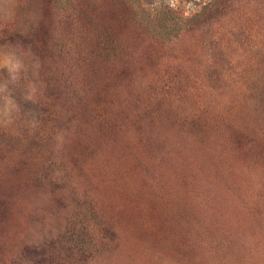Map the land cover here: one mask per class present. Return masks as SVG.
Returning a JSON list of instances; mask_svg holds the SVG:
<instances>
[{"label":"rangeland","instance_id":"1","mask_svg":"<svg viewBox=\"0 0 264 264\" xmlns=\"http://www.w3.org/2000/svg\"><path fill=\"white\" fill-rule=\"evenodd\" d=\"M0 264H264V0H0Z\"/></svg>","mask_w":264,"mask_h":264}]
</instances>
